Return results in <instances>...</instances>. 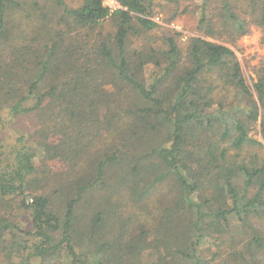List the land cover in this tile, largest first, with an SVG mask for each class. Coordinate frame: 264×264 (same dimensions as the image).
Segmentation results:
<instances>
[{"label":"trees","instance_id":"1","mask_svg":"<svg viewBox=\"0 0 264 264\" xmlns=\"http://www.w3.org/2000/svg\"><path fill=\"white\" fill-rule=\"evenodd\" d=\"M118 4L0 0V264H264V0Z\"/></svg>","mask_w":264,"mask_h":264},{"label":"rangeland","instance_id":"2","mask_svg":"<svg viewBox=\"0 0 264 264\" xmlns=\"http://www.w3.org/2000/svg\"><path fill=\"white\" fill-rule=\"evenodd\" d=\"M69 8H77L81 5L82 0H64ZM105 3L109 0H103ZM199 0H191L189 12L172 17L174 1L153 0L154 10L152 19L162 27H168L177 31L181 35L183 42H186L190 37L196 36V23L198 19V10L196 4ZM183 2H180V7H183ZM213 41L212 39H208ZM234 52L237 61L240 64L242 73L248 84H252L254 78L253 69L259 63L264 61V44L261 43V30L252 25L249 28L247 35L241 37L232 46H229ZM254 138L260 139L258 131L252 133Z\"/></svg>","mask_w":264,"mask_h":264},{"label":"built area","instance_id":"3","mask_svg":"<svg viewBox=\"0 0 264 264\" xmlns=\"http://www.w3.org/2000/svg\"><path fill=\"white\" fill-rule=\"evenodd\" d=\"M102 3L110 11H115L116 9H119L120 8V5L118 4V0H109L106 3L102 0Z\"/></svg>","mask_w":264,"mask_h":264}]
</instances>
